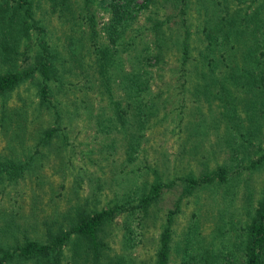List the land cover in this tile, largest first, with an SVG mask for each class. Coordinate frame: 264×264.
<instances>
[{
	"label": "rangeland",
	"instance_id": "374dc122",
	"mask_svg": "<svg viewBox=\"0 0 264 264\" xmlns=\"http://www.w3.org/2000/svg\"><path fill=\"white\" fill-rule=\"evenodd\" d=\"M21 1L0 0V74H24L0 93V254L116 203L97 255L71 233L60 264H154L168 210L166 264H242L264 188V0H130L105 78L92 62L114 45L108 0H29L27 14ZM137 51L148 59L143 95L158 102L117 107ZM218 166L224 179L188 186ZM154 179L158 197L131 207Z\"/></svg>",
	"mask_w": 264,
	"mask_h": 264
},
{
	"label": "trees",
	"instance_id": "16d2710c",
	"mask_svg": "<svg viewBox=\"0 0 264 264\" xmlns=\"http://www.w3.org/2000/svg\"><path fill=\"white\" fill-rule=\"evenodd\" d=\"M64 1V0H59ZM127 2L130 0H108L107 5L110 6L111 13L108 17L106 35L108 36L109 41L114 43V45H106L100 47V54L96 56L95 62H92V66L96 72L104 74V78L108 75L109 65H112L116 68V54L117 47L116 41L119 36L118 25L125 15V7ZM24 4V10L27 14L29 8V0H22L19 2ZM30 17V14H28ZM153 51L151 57L155 60L159 58V55L163 53L165 46L163 44L153 43ZM148 46L140 50H150ZM137 59L134 63L130 64L131 70L124 71L126 75V86L129 99L125 104L118 105L117 107H156L157 99L144 97V92L148 89L147 78V69L145 68L144 61H148L147 57L143 52L137 51L135 53ZM50 60L44 59L43 55L38 59L37 67L39 73L45 77L47 71L51 70L52 65H50ZM114 63V65H113ZM148 65V64H147ZM247 73L254 71L255 65H249L244 68ZM112 73V72H111ZM24 74L12 70L0 74V93L4 90L10 89L14 86L19 80L22 79ZM256 80L254 78L249 79V81ZM106 85V81L104 86ZM45 83L40 84L38 92L41 98H45ZM264 91V86L263 89ZM158 93V92H156ZM264 155L259 156L256 161L262 159ZM254 161H251L250 164H253ZM5 166V162L2 163ZM10 169H13V164L8 163ZM217 177L222 180L225 177V171L223 167H216L211 173L201 174L199 177H188V186L193 187L202 182L211 180L213 177ZM162 182L159 179H154L150 182L147 190H143L137 201L131 205V207H139L141 209L148 206L152 201H154L160 192ZM118 208V204L110 205L106 208H101L94 210L91 213L80 212L76 217V220L71 223L70 227L66 230H59L55 233H48L47 239L39 241L37 239L29 238L25 239L21 245H17L11 250H3L0 254V264H3V260H9L14 255L18 256L21 259H33L32 264H60L61 258V246L72 233L77 238L83 239L84 248L87 253H91L93 256H96L98 253L99 246L101 242L99 240L98 231L100 230L101 224L110 219ZM170 211L165 220L163 227L161 228L158 235V243L155 252L154 264H166L168 259L169 251V240L171 236L170 229ZM243 256L242 264H264V188L262 190L261 198L257 203V206L254 209L253 215L250 217L247 224L244 226L243 233ZM205 259V258H204ZM207 264V263H204Z\"/></svg>",
	"mask_w": 264,
	"mask_h": 264
}]
</instances>
